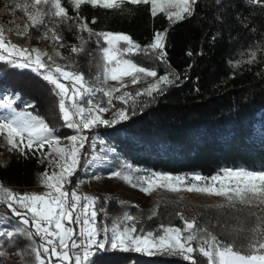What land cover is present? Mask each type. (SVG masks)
<instances>
[{
    "label": "trees",
    "instance_id": "16d2710c",
    "mask_svg": "<svg viewBox=\"0 0 264 264\" xmlns=\"http://www.w3.org/2000/svg\"><path fill=\"white\" fill-rule=\"evenodd\" d=\"M18 2L0 0V26L11 29L5 33L7 38L29 50L47 52L55 64L82 74L92 89V105L108 109L105 120L114 119L119 110L128 116L112 126L96 124L90 130L112 151L109 162L97 168L100 174L116 170L187 180L200 175L209 180L226 170L264 171V0H197L193 15L176 23H170L162 13L153 17L150 6L127 4L113 10L84 5L77 13L68 0H62L72 19L61 22L47 17L44 26L30 28L27 36L16 35L27 23L24 13L13 7ZM81 22L95 34L81 31ZM103 32L128 35L142 49L154 41L156 33H165L164 60L157 57V52L125 53L132 62L154 70L157 77L144 76L136 84L131 83V78L123 80V89L129 93L123 100L105 96L100 90L109 88L108 80L104 81L101 51L106 43L96 35ZM53 34L61 39H52ZM81 38L83 51L73 53L72 47H79ZM43 59L54 68L47 56ZM164 75H169L173 83L151 96L144 93L149 84ZM118 86L117 82L111 87ZM4 87L17 95V110L24 101L40 114L52 108L51 96H56L53 85L38 74L0 61V88ZM49 127L55 132L62 130V126ZM4 164L7 169L8 162H0V184L11 189L18 182L17 170L10 166L4 173ZM152 193L153 198L143 202L120 191L107 194L93 189L90 195L96 198V226L102 230L111 229L114 223L121 228L134 223L137 234H163L164 227L183 230L185 220L195 221L196 228L191 230L197 234L191 242L194 248L203 243L206 233L200 230L206 229L219 241L240 249L258 223L256 217L264 215L254 206L237 203L230 207L224 197L201 192L172 194L165 187H155ZM125 215H131L134 221H124ZM0 219L14 230L24 227L33 234L31 240L19 234L12 240L0 237V264H36L31 249L35 247L43 253L41 237L5 205H0ZM102 238L101 231L98 239ZM192 256L195 264H206L199 252ZM44 259L47 261L45 254ZM92 259L94 264H193L180 255L111 249L96 252ZM52 264L60 263L52 259Z\"/></svg>",
    "mask_w": 264,
    "mask_h": 264
},
{
    "label": "snow or ice",
    "instance_id": "6c2138e0",
    "mask_svg": "<svg viewBox=\"0 0 264 264\" xmlns=\"http://www.w3.org/2000/svg\"><path fill=\"white\" fill-rule=\"evenodd\" d=\"M252 2L260 3L261 0H252ZM68 3L77 13L84 5L113 10L122 9L127 4L145 5L150 6L149 10L153 17L162 13L170 23H176L193 15L197 0H68ZM13 7L23 12L27 20L23 28L16 32L18 36H27L30 28L44 26L47 17L59 18L61 22L72 19L62 0H20V2L14 3ZM95 22L93 19L92 23ZM78 27L90 35L95 34L87 23L81 22ZM6 31L11 32V29L6 30L0 26V61H6L13 67H32V70L37 73H40L41 69H47V74H44L43 78L54 85L56 94L60 97L59 110L68 128L82 129L96 124L112 126L119 121L128 119L124 110L114 113V119L105 120L99 113L108 111L107 108L94 106L85 109L79 106L75 97L83 96L84 92L92 91L91 88L85 87L86 82L83 80V75L65 71L64 67L54 63L53 57L47 52H41L35 48L29 50L27 47L13 43L5 35ZM96 35L108 45L102 49L104 81L110 79L117 81L120 85V87H109L106 91L100 89L104 91L105 96L111 98L114 92H118L121 87L126 86L123 77H130L132 84L139 82L140 74L147 77H157L154 70L140 67L131 60L122 58V56L124 52L147 53L153 51L157 52V57L160 60H164L166 56V53L162 51L165 46L164 32L156 33L154 41L143 49L125 34L103 32ZM52 39L59 41L61 37L53 34ZM81 40L82 43L79 47H72L73 53L83 51V38ZM56 55L59 53L57 52ZM45 56L49 61H53L54 71L52 65L44 61L43 57ZM14 57L19 59H13ZM61 77L65 80L74 81L71 94L69 88L61 82ZM99 79L100 77L97 76V80ZM172 83L169 75L160 76L144 89V93L151 96L153 92L161 91L164 85ZM76 85L79 86V89L76 88ZM140 94V92L137 93V95ZM126 96H129V93L125 92L116 98L123 100ZM66 101L71 102L70 106L66 105ZM15 103L16 100L11 97L0 99V107L11 113L10 116H0V136L5 139L9 150H19L24 155V149L27 148L29 152L35 155L33 152L35 148L41 152L44 159L52 157L50 163H55L59 169V172H52L50 175L47 170L41 174L40 183L47 189L41 194L14 193L8 187L0 184V205H5L15 217H19L23 225L27 226L31 223V226L35 228V235L43 234L41 238L45 240V244L40 245L43 253L35 247L31 249L36 264H52L51 258H55L60 264H94L92 257L96 252L108 251L109 249L135 251L148 255L157 253L180 255L185 260L193 261V264H195L192 256L194 252L202 254L206 259V264H264V215L256 217L258 223L250 230L251 235L247 238V243L242 245L240 249H236L233 243L219 241L206 229L200 230L206 233L203 243L198 248H194L191 242L197 239V234L191 230L196 228L195 221L185 220L183 230L164 227L163 234L152 232L137 234L134 223L123 228L120 227L119 223H114L111 229L107 227L102 230L99 229L95 224L97 217L96 198L78 195L76 191L69 193L65 190V185L70 182L69 177L73 175L78 165L79 147H83L85 137L69 136L66 138L69 145L61 146L60 137L55 135V130L50 128L43 118L33 116L28 112H17L13 107ZM88 103L91 104V101ZM85 112L88 113L87 116ZM77 116L80 118L79 121L75 119ZM77 141H80L79 147H77ZM45 145L48 148L47 152L43 151ZM114 175L119 177L121 174L116 172ZM124 179L131 182L130 177H124ZM193 179L201 181L204 178L196 175ZM183 180L184 177L154 174V178H147L142 181V183L147 184V187H141L140 190L149 194L155 187H166L176 192L179 191L178 185ZM211 181L212 183L209 184L205 180V186H198L193 183L186 190L221 196L226 199L230 207H235L239 203L249 207L254 206L261 213H264V171L226 170L223 176H213ZM216 182H219V187L216 186ZM218 207H224V205H218ZM78 209L79 212L77 213ZM123 219L131 222L135 218L131 215H125ZM180 219L184 220V217L181 215ZM71 224L82 226L79 233V236L82 237L81 241H77V233L73 227L69 226ZM101 231L103 238L98 239ZM184 232L189 234L185 236ZM18 234L26 236L29 240L33 235L24 227H18L14 231H0V237L6 236L9 240ZM44 254L49 257L47 261L44 259Z\"/></svg>",
    "mask_w": 264,
    "mask_h": 264
},
{
    "label": "rangeland",
    "instance_id": "374dc122",
    "mask_svg": "<svg viewBox=\"0 0 264 264\" xmlns=\"http://www.w3.org/2000/svg\"><path fill=\"white\" fill-rule=\"evenodd\" d=\"M102 41H104L101 38ZM93 43L97 45V40L94 39ZM105 43V42H104ZM108 45L105 44L104 47H107ZM102 51V50H101ZM153 55L155 52L151 51ZM80 53V52H79ZM126 52L123 53L122 58L128 59L125 55ZM129 54V53H128ZM6 55V53H5ZM82 55V54H81ZM77 57V56H76ZM13 59H19V58H13ZM130 60V59H129ZM135 63V62H133ZM137 64V63H135ZM72 67H74V63L70 64ZM140 67H144L149 70L145 65L137 64ZM21 68V67H19ZM25 69H29L32 72V67H28ZM54 71V68H52ZM47 69H41L40 73L34 72L38 74L42 79L44 74H47ZM65 71H67L65 69ZM73 73V71H71ZM77 73V72H76ZM59 75V74H57ZM144 77L143 74H140V78ZM61 82L64 83L70 90L74 85V81L72 80H65L63 77L60 78ZM130 77H123V80H129ZM83 80L86 82V79ZM89 83V81H88ZM88 83H85V87L90 88L88 86ZM117 83V81L108 80L107 85L109 87L112 86V84ZM54 87V85H53ZM120 87V86H118ZM76 88L79 89V86L76 85ZM126 89H123V87L120 88L118 92H114L112 98L122 96L125 93ZM50 95V94H49ZM55 97L60 100V97L56 94L55 90ZM4 97H11L16 100V103L13 105L17 106L19 103V100L17 98V95L14 94L9 88L4 87L0 88V99ZM55 97L51 96L52 100V108L50 110H45V114H40L35 111L34 108H32L31 103H27L22 101L21 109L17 110V112H28L31 113L33 116H38L40 118H43L45 122L48 125H51L52 127L55 126L58 128L59 126H62V130L55 132V135L60 137V145L61 146H68L69 141L66 139L69 136L77 135V136H83L85 137V140L83 141V147H79L80 141H77V147H79V153H78V165L76 167L75 172L70 177L71 181L70 183H67L65 185V190H67L69 193L72 191H76L78 195L81 196H91L90 192L92 190H100L105 191L107 194H117L118 191L123 193L125 196H129L130 199H133L134 201L137 200V198L143 200V202H147L148 198H153L152 191L149 194L144 193L140 190L141 187H147L146 183H142L143 180L147 178H154V174H151L149 172H142L139 174H135L132 171H114L108 174H100L101 172L98 171L97 168H102L104 164L109 162V155L112 154V151L110 148H107L103 141H101L98 137H96L90 130L93 127L89 128H82V129H75V128H68L62 119V114L59 110V100H57ZM76 102L79 106L84 107L85 109L89 107H94L91 104L88 103V101H91L90 93L84 92L83 96H77L75 97ZM70 101H66V105L70 106ZM32 108V109H31ZM111 111V110H110ZM11 113L4 109L3 107H0V116H10ZM61 115L62 121H59V116ZM85 115L87 116L88 113L85 112ZM99 115L102 117V119H107L109 116V112L99 113ZM77 121H79V117H75ZM59 133V134H58ZM2 136H0V162L3 163V161L6 160L8 162L7 169L15 168L17 170V173L15 174L16 179L18 180L15 185L10 186L12 191H15L19 194H25V193H36L41 194L45 191H47L46 188H44L40 183V176L42 173H44L46 170L49 173V175L52 172H59V169L55 166V163H50V160L52 157H49V159H44V156L41 154V152L37 151L35 148L33 149V152H35V155H33L27 148L24 149V155H22L19 150H9V146L7 143L3 144L4 139L2 140ZM44 152L48 151L47 145H45V148L43 150ZM54 155V154H53ZM42 161V162H41ZM128 168V167H125ZM6 167L4 164V173L6 172ZM1 170V168H0ZM119 172L121 175L119 177L115 176L114 173ZM1 174V172H0ZM224 175V174H223ZM221 175V176H223ZM124 177H130L131 182H128L124 179ZM187 178H184L183 182L178 185L179 191L173 192L166 188L167 191H169L172 194L175 193H183V192H189L186 190L187 187L191 186V184L195 183L198 186H205V180L202 179L201 181H195L194 179H189L186 181ZM209 184L212 183L211 179L206 180ZM133 185H136V187H133ZM216 186L219 187V182H216ZM195 192V191H192ZM199 193V192H197ZM135 205V204H134ZM23 211V210H21ZM79 212V209L77 210V213ZM21 221V220H20ZM30 227L35 231V228L31 226V223L29 224ZM76 229L78 242L82 240V237L79 236L80 231L82 230V226L80 224H71L69 225ZM14 231V228L12 226H7L3 220L0 219V231ZM43 234L39 235L42 237ZM42 239V238H41ZM43 244H45V240L42 239ZM82 252V249H81ZM46 259L48 260L49 257L47 254H45ZM55 259V258H51ZM59 262V261H57ZM60 263V262H59Z\"/></svg>",
    "mask_w": 264,
    "mask_h": 264
}]
</instances>
